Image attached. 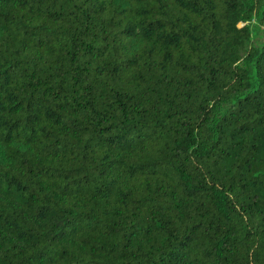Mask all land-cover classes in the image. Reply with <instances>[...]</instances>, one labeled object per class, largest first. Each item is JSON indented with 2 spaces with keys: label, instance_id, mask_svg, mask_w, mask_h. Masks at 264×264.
Masks as SVG:
<instances>
[{
  "label": "trees",
  "instance_id": "obj_1",
  "mask_svg": "<svg viewBox=\"0 0 264 264\" xmlns=\"http://www.w3.org/2000/svg\"><path fill=\"white\" fill-rule=\"evenodd\" d=\"M0 264H264V0H0Z\"/></svg>",
  "mask_w": 264,
  "mask_h": 264
}]
</instances>
